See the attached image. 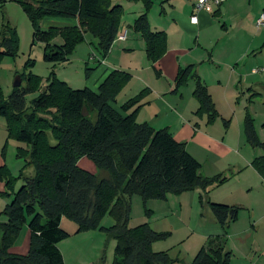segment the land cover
I'll return each mask as SVG.
<instances>
[{"label": "trees", "instance_id": "trees-1", "mask_svg": "<svg viewBox=\"0 0 264 264\" xmlns=\"http://www.w3.org/2000/svg\"><path fill=\"white\" fill-rule=\"evenodd\" d=\"M9 1L22 10L32 30L31 45H43L42 60L51 65L64 63L85 34L96 42L95 50L104 59L122 15L116 0ZM128 1L140 2L143 7L130 28L144 42L147 61L156 63L165 55L167 43L164 32L150 29L147 12L151 0ZM217 14L218 11L212 16ZM46 19L76 24L42 29L41 22ZM56 37L63 40L62 45L50 44ZM17 42L15 30L3 23L0 60L16 55ZM259 51L264 53V44ZM27 65L33 62L29 60ZM130 78L126 72L113 70L92 91L70 89L53 74L42 88L38 77L29 76L20 77V86L13 87L6 99L0 90V118L4 120L7 139L26 147L17 148L16 158L23 159L24 169L31 166L34 170L32 177L22 179L16 192L5 194L8 203L0 213L5 218L0 223V264H64L57 248L69 237L60 229L62 218L72 221L77 233L98 229L112 238V264H176L178 261L167 252H153L151 248L153 243L166 240L168 233H156L147 224L128 228L130 202L134 196L145 204L194 191L202 192L199 204L206 203L222 233L209 238L189 264H232V254L226 248L227 229L237 220L239 209L211 203L206 197L210 187L222 185L226 178L221 174L201 176V165L188 154L184 143L175 141L167 129L154 130L136 121L138 103L146 91L117 109L113 107ZM189 80H194L192 97L198 104L197 115L203 114L207 123L213 122L217 117L214 104L192 65L177 69L172 92L177 93ZM32 93L37 96L27 106L25 97ZM243 133L252 148L264 150L248 117ZM84 158L93 164L95 173L78 166ZM251 167L264 180V156L255 158ZM3 170L0 167V180L6 182L9 174ZM105 214L113 220L107 229L99 227ZM24 225L28 230V251L25 255L12 254L10 249Z\"/></svg>", "mask_w": 264, "mask_h": 264}, {"label": "rangeland", "instance_id": "rangeland-1", "mask_svg": "<svg viewBox=\"0 0 264 264\" xmlns=\"http://www.w3.org/2000/svg\"><path fill=\"white\" fill-rule=\"evenodd\" d=\"M171 1L174 0H151V7L147 12L151 31L152 17L154 16L160 19L159 26L170 23L173 18V14L171 17L169 13L172 5ZM179 1H175L178 8L176 11L180 10V6L177 4ZM114 3L122 7V15L116 34L117 38V36L123 35L124 31L132 25L134 19L137 18V14L143 11V7L140 2H130L128 0H116ZM247 3H250L252 13L249 14V10H247L243 14L240 23H236L234 15L228 14L222 17L217 14L213 17L214 12L210 13L213 26L205 33V38L211 41L210 50L198 48L199 52H195L190 58L191 61H187H193L196 74L199 72L204 83L208 86L206 88L217 113L214 121L207 123V116L197 115V109L188 121L182 118L176 120L170 112L159 109L157 111L159 119L162 121L159 125L172 126V129H170L172 130L170 133L173 132L172 138L185 144L186 151L192 154L203 166L201 172L212 171L211 164H216L222 168H226L227 164H236L235 168H239L235 172L233 170L236 169L225 170L221 175L225 176L226 181L222 185L210 187L208 190H215L212 194L217 198L224 193V196L226 195L230 199L225 202L239 205H234L239 209L237 220L227 229L226 248L232 254V264H256V262L257 264H264V180L251 167V163L255 158L264 156V150L252 148L246 142L243 133L244 120L248 117L252 121L258 141L264 144V72H258L257 75L250 76L245 73L249 68L257 70L264 66V53L259 51L264 44V26L257 28L255 25V17L261 9L256 11L258 5L255 7L254 0H243L246 7ZM176 11L173 13H177ZM1 12L4 20H8V23L6 21L3 23H7L15 30L18 40L16 55L14 57L5 56L0 60V90L5 99L11 94L16 77L24 79L29 76L38 77L42 81L43 88L45 86L44 81L53 74L56 80L64 83L70 89L87 88L92 91L97 90L96 81L98 76L103 73V69L100 70L99 64L105 58L102 59L98 55L95 50L96 42L90 35L85 34L84 40L73 46L64 63L58 65L47 64L42 60L43 45L39 43L31 45L32 30L20 7L7 1V6L5 8L3 6ZM2 20L0 14V22ZM130 32H132L131 29ZM139 39L141 47L135 51L136 58L131 54L132 51H127V49L122 51L123 47L119 46L120 43L116 39L112 45L113 51L119 49L123 55L116 60L115 68H108L126 72L131 76L129 82L116 98L117 108L139 95L142 91H146L147 94L138 105H140L142 113L152 120V108L148 106L151 96L147 95H149V88L154 85L152 83V79H154L158 82L159 89L163 90L160 103H164L168 108L175 107V103L176 105L179 103L178 107L185 110L184 105L188 101L189 103L193 101L191 93L193 90L191 91V88L192 83L194 87V80H189L177 93H173V81H167L161 75L160 67L147 61L144 42L141 38ZM193 40L191 38L189 42L185 43L186 51L188 48L193 47L192 45L190 47ZM50 44L60 46L63 44V40L56 37ZM123 45L125 44L123 43ZM241 45L245 50L242 61L235 59ZM210 55L216 63H219L218 68L214 67V70L211 69V64H208L211 59ZM181 58H184V55H181ZM29 60L33 62V65H27ZM145 67L149 69L147 75H151L149 85L136 75L140 69ZM208 69H211V71H208ZM232 69L239 70L240 76L237 74L232 75L234 73ZM144 77H147L146 74ZM141 81L145 84L142 88L138 84ZM23 84L24 82L22 86ZM168 84L171 85L170 91L167 90ZM36 96L37 93L27 95L25 97L26 105L29 106ZM199 130H203L201 133H206V136L210 139L218 140V143L223 141V147L228 145L235 153L239 152L238 156H242L247 161L242 162L232 156L217 155L219 152L217 151L218 147L197 135L196 132ZM176 131H178V135ZM49 141L53 144L50 137ZM17 148L26 149L24 145L7 139L5 123L0 118V167L5 169L3 170L5 174L7 172L9 174L6 179L8 185H6L4 179L0 180V194H3L0 195V213L5 208L8 200L6 195L16 192L23 184L22 179L30 178L34 174L33 167L30 166L24 169L23 159L16 158ZM247 162H250V165ZM78 166L90 173L96 172L93 164L85 158L79 161ZM246 166L251 167L250 169L253 170L255 176L248 175L239 181L245 187L244 193L241 198L233 200L228 196V191L236 186L240 171H244ZM20 174L21 177H19ZM100 176L103 177L104 174ZM181 195H168L166 198V200L169 199L168 202H165L166 200H154L145 204H143L140 197H132L127 226L128 228H134L147 224L156 233H168L169 236L166 240L153 243L151 246L152 251H167L171 256L178 254L182 264H189L197 251L202 246H206L209 239L206 235L212 232V228L217 227V225L209 210L205 208L202 212L200 211L199 201L195 200V203L182 202L179 200L182 199L179 198ZM175 199L177 200L175 201ZM4 221L5 218L0 214V223ZM60 223V229L69 235L57 246L64 256L65 264H112L115 247V241L112 238H108L104 232L98 229L77 233L76 225L67 218H62ZM112 225L113 220L110 216L103 215L99 227L107 229ZM251 226L259 229L260 232L256 236V249L251 243V235H253V230L250 229ZM245 231H249V234L245 235ZM26 236L27 226L24 225L16 240L18 249L22 248V242L26 241ZM23 251V255H25L27 251L25 249Z\"/></svg>", "mask_w": 264, "mask_h": 264}, {"label": "crops", "instance_id": "crops-1", "mask_svg": "<svg viewBox=\"0 0 264 264\" xmlns=\"http://www.w3.org/2000/svg\"><path fill=\"white\" fill-rule=\"evenodd\" d=\"M7 1H9V0H0V14H1V17L3 19L0 22V29H1V25H2L1 23L6 21V20H4V18L2 16L1 10H2L3 6H4V8L7 6ZM175 1L176 0L171 1L172 5L170 6L171 10L169 11V13L171 14V17L173 14V18H172L173 20L172 19H171V21L169 20L170 21L169 24H167V25L161 24L159 26L158 22H160L159 21L160 19H158L156 16L152 17V31L153 32H164L167 36V51H166L165 55L159 61H157L155 63L156 66L160 67L161 75L164 76L167 81H173L174 80L178 68H183L187 65L193 66V64H194L193 61L192 62H187V61H191L190 58H192V55L195 52H199L198 48H201L202 50H206V49L210 50L209 45H210L211 41H209L208 39L205 38V33L210 27L213 26V22L211 20L212 16L208 13H205V12H200L197 14V23L195 25H192L189 22V17L192 15L193 5H194L196 0H180L179 3H177L180 6L179 11H176V10H178V8L175 4ZM254 4H255V7L258 5V7L256 8V11L261 9V11L258 12L257 16L255 17V20H257L261 14H264V0H254ZM247 10H249V14L252 13V11H251L252 7L250 6V3L249 4L247 3V7H246V5L243 4V0H241V1H239V0H226L220 6V8L216 11H218V15L219 16L221 15L222 17H225L228 14L234 15L236 17L235 18L236 23L237 22L240 23V21L243 19V14L246 13ZM174 11H176L177 13H173ZM139 14L140 13H138L137 16ZM75 24H76L75 21H71V20L46 19V20H43L41 22L40 26L42 29H47L49 27H57V28L70 27V26H74ZM130 27L124 31L125 35H126V39L124 41H118V43H120L119 46L121 48L123 47L122 51H126L124 49H127V51H130V52L132 51L131 54L136 58L137 55H136L135 51L139 50L141 47V43L139 42L140 37H138L137 34L130 32V29H131ZM239 29H240V27H239ZM191 38L194 40L192 41L193 44H190V47H191V45L193 47L188 48L186 51L185 43L189 42V40ZM123 43L125 45H123ZM242 45H241V48L238 50V53H237L236 58H235L236 60L242 61L244 59L245 50L242 48ZM191 49H194V50L191 51ZM122 51L119 49L113 51L112 46H111V48H110L107 56L105 57L104 61H100L99 68H100V70L103 69V73H101L100 76H98V79L96 81L97 85H99L101 83L103 78H105V76L109 72L113 71L112 69H110L108 67H113V68L116 67V66H114V64L116 63V60L120 56L123 55ZM181 55H184V58H181ZM246 55H247V53H246ZM135 58H134V60H135ZM140 58H141V55H140ZM210 58L211 59L208 61V64H211V67H212L211 69L214 70V67L218 68L219 63L215 62V59L212 57V55H210ZM108 63H109V65H108ZM198 63H204V62H198ZM211 69H208V71H211ZM253 70L254 69L249 68L246 70L245 73L249 76L250 75H257L258 73L252 74ZM232 71L234 72V73H232V75L237 74L240 76V72H238L239 70L235 71L232 69ZM148 72H149L148 67H145V68L140 69L136 75L139 78H141L145 83H147L149 85L151 82V75H147ZM145 74L147 77H144ZM197 74H198L200 80L204 83L200 73L197 72ZM144 82H142V81L138 82V84L141 88L145 86ZM152 83L154 85H152V88H149V95H147V96H151L150 101H148L149 104L148 103L147 104L150 108H152V120H150L149 117H146L142 113V109H139L137 112V115H136V121L138 123H146L148 126L153 128L154 130L167 129L170 133V131H172V130H170V129H172L171 128L172 126H168V125L167 126H160L159 125V123H161L162 121L159 119L157 109L164 111V112H170L171 114H173L175 116L176 120H180V118H182L183 120L188 121L189 118L191 116H193L194 111L198 108V104L194 100V98L192 97V99H193L192 103H189V101H188L184 105L185 110L182 109V107H178L179 103H177V105L175 103V107L172 106V108H168L164 103H160V101H162L160 96L162 95L163 90L159 89V87L157 86L158 82L155 81L154 79H152ZM218 83H220V82H218ZM205 86H206V84H205ZM206 87L208 88V86H206ZM170 88H171V85L168 84L167 90L170 91ZM192 90H193V83H192L191 91ZM151 103H152V105H150ZM113 107L115 109H117V107H118L117 103H115L113 105ZM202 131L203 130H199L196 132V134L199 135L201 138H205L208 142L210 141L213 144H215V146L218 147L217 151H219L217 155L226 156V157L232 156L234 158H238V160H241L242 162L247 161V160H244V158L242 156H238L239 152L235 153V151H233L232 148H229L228 145L223 147L222 146V145H224L223 141L221 143H218L217 142L218 140L210 139L209 137L206 136V133L202 134L201 133ZM171 133L170 134L173 135V132H171ZM176 134L178 135V131H176ZM188 154H190V153L188 152ZM190 155L196 160V158L192 154H190ZM196 161L200 164V162L198 160H196ZM247 163H249V165H250V162H247ZM235 165L236 164H227L226 168H222L221 166H218L216 164L215 165L211 164L210 166L213 167V170L208 171V172H205V171L201 172V170L203 168V166L201 165L200 174L203 177H212L215 175L222 174L225 170H228V169H232V170L236 169V170H233L235 172L239 169V168H235L236 167ZM250 168H251L250 166H246L244 168V171H240L239 179H237L236 186L233 189L228 191L229 192L228 196H230L231 199L237 200L243 196L245 187H243L239 181L248 175L255 176V173ZM213 192H215V190H212V191L208 190L206 193V197H207L208 201H210L211 203H218V204H222V205H226V206L238 205L237 203L228 204L227 202H225V201H229L230 199L226 195L224 196V193H222L217 198L216 196H214L212 194ZM199 196H203L202 192H200V191L188 192V193L182 194L179 197L182 199H179V200H181L182 202L195 203V200L198 201ZM223 199H225V200H223ZM168 200L169 199H167L165 202H168ZM176 200L177 199H175V201ZM7 202H8V200H7ZM7 202H6V204H7ZM166 204H168V203H166ZM199 206H200L201 212L205 208L207 210H209L207 208L206 203H203V205L199 204ZM61 223H60V226H61ZM255 228L256 227L251 226L250 229L253 230V235H251V241H252L251 243H252L253 247H255V249H256L257 248L256 236L259 232V229H255ZM231 230H233V229H231ZM221 233H222V231L219 228V226L217 225V227L212 228V232H210L206 236H208V238H212V237L221 235ZM244 234L248 235L249 231H245ZM57 246H59V244ZM24 249H25V251H28V230H27L26 241L22 242V248L18 249L17 245L15 243L14 246L10 249V252L12 254H16V255H23ZM158 252H161V251L159 250ZM162 252H167V251H162ZM60 254H61L62 259H63L64 258L63 254L61 252H60ZM167 254L169 255V257L171 259H176L178 261V263H176V264H182V260L179 258L178 254H176L174 256H171L168 252H167ZM63 262H64V259H63ZM64 264H65V262H64ZM256 264H257V262H256Z\"/></svg>", "mask_w": 264, "mask_h": 264}, {"label": "built area", "instance_id": "built-area-1", "mask_svg": "<svg viewBox=\"0 0 264 264\" xmlns=\"http://www.w3.org/2000/svg\"><path fill=\"white\" fill-rule=\"evenodd\" d=\"M225 2V0H196L193 9H192V15L189 18V22L192 25H195L197 23V14L200 12L205 13H213L216 10L220 8V6ZM255 25L257 28H260L264 26V14H261L258 19L255 22ZM117 41H124L126 39L125 32L121 36L115 37ZM114 39V40H115ZM258 72H264V67L261 69L253 70L252 74H256Z\"/></svg>", "mask_w": 264, "mask_h": 264}, {"label": "water", "instance_id": "water-1", "mask_svg": "<svg viewBox=\"0 0 264 264\" xmlns=\"http://www.w3.org/2000/svg\"><path fill=\"white\" fill-rule=\"evenodd\" d=\"M12 86L15 87V88L20 86V78L19 77L15 78Z\"/></svg>", "mask_w": 264, "mask_h": 264}]
</instances>
